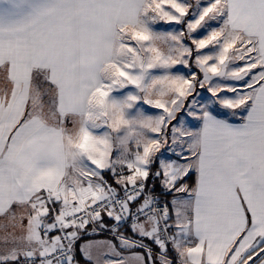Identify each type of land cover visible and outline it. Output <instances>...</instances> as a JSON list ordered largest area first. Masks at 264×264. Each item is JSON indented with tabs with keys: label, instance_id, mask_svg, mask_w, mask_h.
<instances>
[{
	"label": "snow or ice",
	"instance_id": "1",
	"mask_svg": "<svg viewBox=\"0 0 264 264\" xmlns=\"http://www.w3.org/2000/svg\"><path fill=\"white\" fill-rule=\"evenodd\" d=\"M0 264H264V0H0Z\"/></svg>",
	"mask_w": 264,
	"mask_h": 264
},
{
	"label": "trees",
	"instance_id": "2",
	"mask_svg": "<svg viewBox=\"0 0 264 264\" xmlns=\"http://www.w3.org/2000/svg\"><path fill=\"white\" fill-rule=\"evenodd\" d=\"M96 237H107L106 234H102L101 236H93V237H90V238H96Z\"/></svg>",
	"mask_w": 264,
	"mask_h": 264
},
{
	"label": "rangeland",
	"instance_id": "3",
	"mask_svg": "<svg viewBox=\"0 0 264 264\" xmlns=\"http://www.w3.org/2000/svg\"><path fill=\"white\" fill-rule=\"evenodd\" d=\"M106 237L92 238L93 240L105 239Z\"/></svg>",
	"mask_w": 264,
	"mask_h": 264
},
{
	"label": "crops",
	"instance_id": "4",
	"mask_svg": "<svg viewBox=\"0 0 264 264\" xmlns=\"http://www.w3.org/2000/svg\"><path fill=\"white\" fill-rule=\"evenodd\" d=\"M96 238H99V237H96ZM89 239H92V238H89Z\"/></svg>",
	"mask_w": 264,
	"mask_h": 264
},
{
	"label": "built area",
	"instance_id": "5",
	"mask_svg": "<svg viewBox=\"0 0 264 264\" xmlns=\"http://www.w3.org/2000/svg\"><path fill=\"white\" fill-rule=\"evenodd\" d=\"M107 235V233H105Z\"/></svg>",
	"mask_w": 264,
	"mask_h": 264
}]
</instances>
